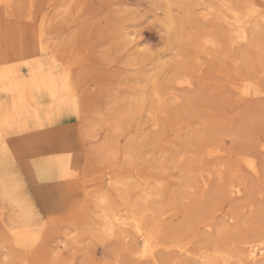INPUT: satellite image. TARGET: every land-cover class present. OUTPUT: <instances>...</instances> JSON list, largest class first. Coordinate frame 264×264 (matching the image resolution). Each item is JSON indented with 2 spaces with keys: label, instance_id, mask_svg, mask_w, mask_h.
Masks as SVG:
<instances>
[{
  "label": "rangeland",
  "instance_id": "1",
  "mask_svg": "<svg viewBox=\"0 0 264 264\" xmlns=\"http://www.w3.org/2000/svg\"><path fill=\"white\" fill-rule=\"evenodd\" d=\"M161 1L175 17L190 15L183 24H175L169 49L160 47L169 40L159 20L164 19L163 8L156 9ZM69 2L70 8L62 15L59 9ZM197 2H0V34L5 26H14L40 36L47 48L37 53L43 73L56 60L53 71L58 76L68 74L75 101L54 110L51 97L42 90L35 95L36 124L31 121L6 135L11 154L5 160L0 157L1 221L11 227L25 212L33 224L46 226L44 240L29 264H200L180 255L176 246L198 251L220 241L238 251L242 240L264 237V97L240 98L235 86L255 75L259 62H264V29L257 47L224 43L217 54L212 49L195 50L187 36L200 31L221 35L224 31L213 16L200 17ZM129 31L135 36L128 43L123 35ZM144 49L151 50V55L142 59L145 62L132 64L131 57ZM158 51L164 62L156 59ZM156 64L162 65L159 82L165 94L160 128L150 125L146 113L135 115L111 140L105 118L116 111L124 96L139 91V77L153 73ZM178 65L190 73L191 89L168 82ZM258 81L264 86V74H259ZM141 137L146 138L144 145L135 146L133 142ZM128 141L137 149L132 159L139 154L129 163L124 159ZM113 147L115 155L110 153ZM178 153H183L181 162L175 160ZM245 156L254 157L256 175L246 167ZM57 160L63 166L59 174L52 166ZM188 169L191 171L184 176ZM204 178H209L205 187L201 185ZM118 180L128 182L133 195L146 183L160 182L165 202L159 213L146 218L157 237L156 261L142 255L141 244L134 240L127 244L106 240L95 231V196L105 192L120 204L115 194L118 187H114ZM230 182L242 183L241 197L227 193ZM133 184H139L138 189ZM188 184L193 188L186 189ZM227 215L237 218L224 241L217 233ZM207 223L210 229L205 227ZM61 244L64 248L55 256L53 251ZM4 251H0V264H5ZM13 253L10 264H20V253L14 249Z\"/></svg>",
  "mask_w": 264,
  "mask_h": 264
},
{
  "label": "bare ground",
  "instance_id": "2",
  "mask_svg": "<svg viewBox=\"0 0 264 264\" xmlns=\"http://www.w3.org/2000/svg\"><path fill=\"white\" fill-rule=\"evenodd\" d=\"M2 1L7 2L9 0H0V2ZM207 1L208 0H199V2L195 3V5L198 6V10L201 12L200 17L202 19H207L209 16H213L216 23L221 26L224 31H222L221 35L200 31L195 35L187 36V39L191 40V45L195 50L203 51L205 49H212L216 51L217 54L224 43L229 45V47L233 46V44H245L247 47L258 46L261 29H264V0H240L238 3L233 0ZM70 5L71 3L69 2L67 5L62 6L61 9H59L61 10V14L66 13ZM160 8H163L162 15L164 19L159 20L165 25L166 33L169 35V40L163 42L160 47L162 49H169L172 46L170 37L172 33L174 34L173 28L175 24H183L190 18V15L186 14L185 16L179 15L175 17L171 13L170 8L167 5L164 6L162 1L156 9ZM162 23L160 24L162 25ZM134 36V32L129 31L124 32L123 38H127L129 43L133 40ZM124 39L123 41H125ZM42 49L46 50L47 48L41 44L40 36L32 32L28 35L24 30L17 29L14 26H5L2 28V33L0 34V157L4 160L7 157L10 158L11 154V147L6 138L7 132L16 128L19 130L23 129L31 121H33L31 124L37 121L35 119L36 93L42 92V90L47 92L54 104L51 106L55 107L54 110H61L67 102H75L71 95L72 91L69 86L68 74L58 76L57 73L53 71L56 67L54 64L56 60L52 59L53 63L47 66V72L45 71V73H43V64L41 59L37 56V53ZM150 52L151 50L149 49H144L142 52H135V55L132 54V56H134L131 57L132 64H138L143 58L151 55ZM162 57L163 56L160 55L158 51L156 59L159 58V63L164 59ZM158 60L156 63H158ZM139 64L141 65V63ZM153 68L155 70L153 73H145L139 77L137 85L142 84V88L140 86L139 91L137 89L138 92L135 91L124 96L116 111L105 118L104 123H106V128L110 135L108 136L109 138L118 137V134L122 132V125L125 121L135 115H142L144 113L148 115L151 126H154L156 129L158 127L160 128V114L164 112L163 108L165 107L163 100L165 94L160 89L161 84L159 82V70L162 69V65L159 67L156 64ZM256 68L257 71L255 75L243 78L235 84L237 94L240 98L264 97V86L258 81L259 74H264V62L260 61ZM168 82L175 87L182 86L191 89L193 86V79L190 73L185 70L182 65H178L175 70L172 71L168 78ZM110 139L112 140V138ZM113 139L114 141L115 139L117 140V138ZM145 140V137H141L133 143H135V146L141 147L144 145ZM149 140L151 141V139ZM133 143L128 141L124 150L125 158H123L126 159L128 163L131 160L134 161L139 155L135 157L137 154L136 152L134 155L135 158L132 159L134 154L133 151L137 150L133 147ZM261 147L264 148V145ZM115 148L113 147V151L111 152L107 151V149L105 154L112 153V155H115L117 150ZM145 150L148 151L147 148ZM252 158L254 157L245 156L244 159H241L246 163L248 170L256 175L258 167L255 160ZM175 160L176 162H181L183 160V153H178ZM52 166L53 170L58 174L63 170L62 160L55 161ZM190 171V169L183 171V174H188ZM74 174L75 171H73L70 176ZM209 178L202 179L201 185L205 187ZM158 183L160 182L158 181ZM158 183H146L139 189V184H133L134 187L138 189V192L133 195L131 194L132 188L129 183H126V181L119 182L118 180L114 187H118L117 193L115 194H118V198L121 201V203L119 201L120 204L114 202L105 192L99 193L96 196L94 195V214H96V218H98L97 223H95L97 235L106 240L112 238L118 239L124 244L134 240L136 243L141 244L142 255H145L149 260L156 261L154 249L157 248V237L146 225V218H148L147 216L149 215L154 216L159 213L160 204L165 202L163 200V190ZM189 188L192 189L193 184L186 185V189ZM243 192L244 188L241 182H230L227 185V193L233 197L239 198L242 196ZM240 209H243V207L238 208L239 211ZM21 212V210L20 213L18 211V215L22 214ZM28 216L29 215L23 212L22 218L20 219L19 217L20 220L15 222L11 227H6L0 217V251L5 250L2 252V259L5 261V264H10L13 260V249L20 253V264H29L33 252L44 240L46 226H37L38 224H33L31 218H29L30 216ZM235 216H226L225 225L222 223L221 226L223 227L219 228L220 230L217 233L220 239L226 241L227 234L231 231L233 232L234 227L231 225L237 218V216ZM205 227L210 229L208 223L205 224ZM241 244L242 246L238 251L233 250L228 242L222 243L220 241L215 242L212 246L200 247L198 251H193L184 246H176V249L180 255L191 257L200 264H264V237L246 238L241 241ZM63 248L64 246H62V244L57 245L53 254L55 256L58 255ZM132 253L135 254L134 252Z\"/></svg>",
  "mask_w": 264,
  "mask_h": 264
}]
</instances>
